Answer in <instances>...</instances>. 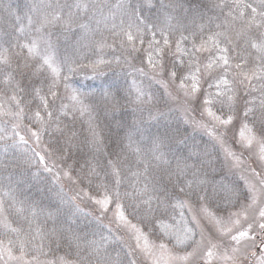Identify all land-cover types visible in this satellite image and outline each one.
I'll return each instance as SVG.
<instances>
[{"label":"snow or ice","instance_id":"6c2138e0","mask_svg":"<svg viewBox=\"0 0 264 264\" xmlns=\"http://www.w3.org/2000/svg\"><path fill=\"white\" fill-rule=\"evenodd\" d=\"M151 8L31 0L17 26L21 16L0 0V264H264V0L214 3L224 17L215 24L179 0L153 17ZM70 35L75 55L60 59L53 36ZM84 68L132 79L84 92L72 85ZM32 168L58 186V203L13 180ZM78 200L91 220L71 219L84 211ZM176 208L190 218L181 211L175 226L163 224ZM156 223L167 243L149 241L144 229ZM125 231L135 244L118 250L113 237Z\"/></svg>","mask_w":264,"mask_h":264},{"label":"rangeland","instance_id":"374dc122","mask_svg":"<svg viewBox=\"0 0 264 264\" xmlns=\"http://www.w3.org/2000/svg\"><path fill=\"white\" fill-rule=\"evenodd\" d=\"M11 2V6L12 8L16 11V14L21 16V20L20 21H16L14 19V17L12 18L11 22L15 23L17 26H19L20 24L23 25H27V20L24 17V12H25V6L30 4L31 0H8ZM217 0H211V2L215 3ZM67 2H71V0H67ZM104 3L106 4H115L117 2V0H103ZM169 3V0H152V8L151 11L147 10L145 12H147L145 15H148L150 17H153L157 11H163L162 6H167ZM179 3L183 4V9L185 10V12L188 10L187 5L185 2L179 0ZM15 4H17V8L15 6ZM200 6V5H199ZM219 10V8H215L214 11H211L207 17H204V23H207V20L209 17H212L214 20V24L215 23H219L223 20V16H220V20H216L215 17L218 16L217 11ZM179 11V10H178ZM228 9L225 8V12L227 13ZM216 12V13H215ZM199 23V21H198ZM214 24L212 26V30H215ZM95 23L92 24V27H95ZM7 27V25L0 20V29H3ZM53 40L56 41V48H57V55L60 59H63L64 57H71L75 55V51H74V47H75V40H76V36L75 35H70L68 39H64L63 37H60L59 40H56V37L53 36ZM22 42H24L22 40ZM41 55H43V53L41 52ZM105 58H108V56L106 55ZM83 63H87V61H83ZM106 74L104 76H99L96 75L94 76L92 74L91 69L89 68H84L82 70H80L77 74L73 75L72 77V85L75 88H78L81 91L84 92H88V91H99V89L101 87H106L108 83L112 82L113 80H118L120 82H124L125 79H127V82H131V77H126V75L124 73H116L113 74L111 72H107V70H105ZM153 87H159L157 85H153ZM162 91V90H161ZM155 129L152 127H148L147 131H154ZM239 125L236 126V128L234 129V133H235V138L238 141L240 139L239 137ZM189 133L191 134V136L199 143L201 144V146L207 145L209 148H211V138L207 135V133L203 132V131H195L192 132L191 128H189ZM21 134L24 135L23 130L21 129ZM233 133H229V144H231V137H232ZM25 138L27 139V136H25ZM18 139V138H17ZM45 139H47V137H45ZM9 143H11V141H9ZM30 145L32 147H35L34 144H32V142H29ZM26 146L23 144H20L16 149H15V154L16 155H21L22 152L21 150L24 149ZM254 151H258V148H256L254 146ZM239 154V153H238ZM9 157H11L13 155V152L10 151L7 154ZM29 155H31V153H29ZM220 155V159H223V152L219 153ZM5 156L6 154L4 153V151L2 149H0V164H2V162L5 160ZM244 159L247 161V155H245ZM250 163V161H247ZM35 163V161H34ZM42 168V166H41ZM36 169L32 168L31 172H25L23 175H19L18 173L16 175H14L13 180L14 181H18L21 188L24 191L25 195H32L35 196L37 190H41L44 193L45 199H47L48 196H52L53 199L55 200V202H59L58 198L56 197V192L58 191V186L55 185L54 183L51 182V177L50 176H46L42 175L40 177V180L35 179L32 176V172H35ZM7 176V173L3 171L2 167H0V184H6L7 181L5 179V177ZM42 181V182H41ZM61 183L64 185V193L67 194V196H72L75 194L74 191V187L72 184H70V182L66 179V178H62L61 179ZM13 187H15V184H13ZM51 190L50 192L48 190ZM77 203L80 204V208L83 209L84 211L81 213H77V216L72 217L71 219L75 220L77 223H81L85 220H91V217H86L85 213L88 211H92V207L91 205L85 200V201H77ZM183 211L184 212V216L186 219L190 218V213L187 211V208L181 210L180 208H176L175 212L169 210V214L166 217L162 218V223L165 225H173L175 226L177 224V222H179L181 220L180 217V212ZM233 211H235V209H233ZM109 216H111V213L109 214ZM94 222V221H93ZM104 225H109V220L105 219L104 220ZM133 223H135V221H133ZM113 230H115V226L114 225H110ZM142 227V226H141ZM145 232L149 233V241L150 242H155L156 244L160 243V240L156 239V236H160L163 239V242L167 243L168 240L170 239L169 237L164 236V230L161 227L160 223H156L154 226H152L151 228V232L149 231V229H144ZM152 233H155L154 235ZM107 231H105V235H107ZM115 236H122L123 238L121 240H116ZM199 238V237H197ZM113 243L114 246L117 247L118 250L123 249V251H128V249L125 247V244L128 245H132L134 246L135 241L131 238V233L129 231H125V232H115V235L113 237ZM169 247L171 248L172 245L169 244ZM56 255H64L63 252L61 253H57ZM157 256L160 257L161 253L159 251H157ZM51 258V257H49ZM140 261H144V264H154V261L151 258H146L145 256H140L139 257Z\"/></svg>","mask_w":264,"mask_h":264},{"label":"trees","instance_id":"16d2710c","mask_svg":"<svg viewBox=\"0 0 264 264\" xmlns=\"http://www.w3.org/2000/svg\"><path fill=\"white\" fill-rule=\"evenodd\" d=\"M181 1L186 3L188 9H191L193 7H198L199 11L203 13L204 17H207L211 11H214V9L210 10L211 5L214 4L213 2H211V0H181ZM6 2L11 5L10 1L6 0ZM225 2L231 3V0H217L215 3H225ZM15 6L17 8V4H15ZM220 12L221 9H219L217 13L216 12L215 13L220 15ZM223 12H225V8L223 9ZM146 13L147 12H145V14Z\"/></svg>","mask_w":264,"mask_h":264}]
</instances>
